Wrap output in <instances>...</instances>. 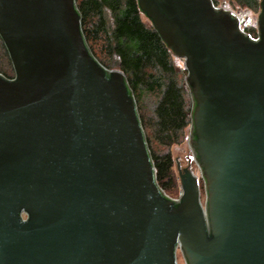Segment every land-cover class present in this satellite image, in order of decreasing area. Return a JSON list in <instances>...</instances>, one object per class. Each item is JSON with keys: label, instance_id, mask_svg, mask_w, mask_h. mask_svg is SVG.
I'll use <instances>...</instances> for the list:
<instances>
[{"label": "water", "instance_id": "obj_1", "mask_svg": "<svg viewBox=\"0 0 264 264\" xmlns=\"http://www.w3.org/2000/svg\"><path fill=\"white\" fill-rule=\"evenodd\" d=\"M137 1L185 61L200 177L180 172L178 200L159 187L76 0H0V264H264V0L257 39L213 0Z\"/></svg>", "mask_w": 264, "mask_h": 264}, {"label": "trees", "instance_id": "obj_2", "mask_svg": "<svg viewBox=\"0 0 264 264\" xmlns=\"http://www.w3.org/2000/svg\"><path fill=\"white\" fill-rule=\"evenodd\" d=\"M236 2L247 12H257L260 8V0ZM76 6L89 51L99 64L124 74L137 103L157 184L173 198L170 195L178 193L180 185L173 156L166 150L181 145L186 129L191 126L186 71L177 66L173 51L167 48L151 22L144 19L137 0H76ZM256 30L246 26V31L253 36L258 35ZM94 43L100 44L102 56L94 51L91 45ZM5 66L10 71L14 69L0 37V74L13 79ZM144 93L157 97L154 117L149 119L142 118L138 107ZM153 144L162 151L154 152Z\"/></svg>", "mask_w": 264, "mask_h": 264}, {"label": "rangeland", "instance_id": "obj_3", "mask_svg": "<svg viewBox=\"0 0 264 264\" xmlns=\"http://www.w3.org/2000/svg\"><path fill=\"white\" fill-rule=\"evenodd\" d=\"M216 7H218L219 9H225L228 10L232 13L235 14H242V16H244L245 13V8L244 9H240V6L237 4L236 0H214ZM250 19H251V23L248 26H251L253 28H257L258 27V12L255 11H251L250 13ZM246 16L243 17V23L245 24V19ZM144 19L146 21L147 18L144 16ZM246 29V27H243ZM94 51L96 52V54L100 57L102 56V50L100 47V44L94 43L91 44ZM175 63L177 64L178 67H181L185 70V61H183V59L175 57ZM4 65V64H3ZM5 70H7V73H9V75H11L12 77H15V71L14 69L12 71L8 70V68L5 66L4 67ZM186 71V70H185ZM187 73V72H186ZM187 78V77H186ZM189 98H190V104L192 107V100H191V96L189 93ZM156 103H157V97L155 95L149 94V93H144V95L142 96V99L140 100L138 107L140 110V115L142 116V118L145 119H149L150 117H154V109L156 107ZM190 139H191V127L186 129L185 132V140L181 145H177V146H173L172 148L166 150V151H170L174 162H175V171L176 175L179 179V185H180V191L178 193L175 194H171L170 196L173 197V199H179L180 195H181V182H180V172H184L185 169H190L195 175H197L198 177H200V171H199V167L198 164L195 160V156H194V152L192 149V146L190 143ZM153 151H162L159 148H156V146H154L153 144ZM202 183V182H201ZM203 196H204V191H203ZM204 200V197H203ZM181 251H178L177 255V259H178V264H186L185 260L183 258V256L181 255Z\"/></svg>", "mask_w": 264, "mask_h": 264}, {"label": "flooded vegetation", "instance_id": "obj_4", "mask_svg": "<svg viewBox=\"0 0 264 264\" xmlns=\"http://www.w3.org/2000/svg\"><path fill=\"white\" fill-rule=\"evenodd\" d=\"M261 1V0H260ZM258 12V19H259V15L261 14V8H259V10L257 11ZM250 13H251V11H249V12H247V11H245V13H244V16H246V21H245V24H247V25H250V23H251V19H250ZM237 16L239 17V18H241V20L243 21V17L244 16H242V14L240 13V14H237ZM257 30H258V27L256 28ZM256 30V31H257Z\"/></svg>", "mask_w": 264, "mask_h": 264}, {"label": "built area", "instance_id": "obj_5", "mask_svg": "<svg viewBox=\"0 0 264 264\" xmlns=\"http://www.w3.org/2000/svg\"><path fill=\"white\" fill-rule=\"evenodd\" d=\"M235 14V13H234ZM237 15V14H236ZM241 19V18H240ZM242 29L247 33V34H249L248 33V31H246V29L245 28H243L242 27ZM252 38H254V39H257V35L256 36H253V35H251V34H249ZM202 190H203V188H202ZM204 197V196H203ZM175 200H178V199H175Z\"/></svg>", "mask_w": 264, "mask_h": 264}]
</instances>
